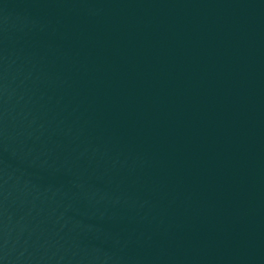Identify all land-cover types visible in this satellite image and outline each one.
Segmentation results:
<instances>
[{
    "label": "water",
    "instance_id": "95a60500",
    "mask_svg": "<svg viewBox=\"0 0 264 264\" xmlns=\"http://www.w3.org/2000/svg\"><path fill=\"white\" fill-rule=\"evenodd\" d=\"M0 264H264V0H0Z\"/></svg>",
    "mask_w": 264,
    "mask_h": 264
}]
</instances>
